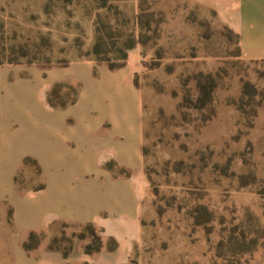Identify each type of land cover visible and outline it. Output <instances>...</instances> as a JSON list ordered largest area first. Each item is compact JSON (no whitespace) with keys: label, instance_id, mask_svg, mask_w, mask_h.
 <instances>
[{"label":"rangeland","instance_id":"1","mask_svg":"<svg viewBox=\"0 0 264 264\" xmlns=\"http://www.w3.org/2000/svg\"><path fill=\"white\" fill-rule=\"evenodd\" d=\"M67 1L0 0V52L2 45H19L25 53L20 61L43 64L88 53L95 57L91 49L98 2ZM106 4L119 11L99 10L105 22H119L118 44L128 33L138 34L133 0ZM138 6L137 15L143 8L141 19L150 23L139 32L145 46L141 44L143 67L137 82L151 195L143 204L145 226L132 259L140 264H238V257L216 258L213 248L231 230L243 229L258 245L239 264H264V59L237 57L235 35L215 14L190 0H138ZM106 50L114 49L108 45ZM199 71L219 73L216 114L207 122L208 108L184 107ZM246 82L255 90L249 88L250 94L243 96ZM24 177L30 185L38 181L32 167L25 168ZM202 205L213 214L206 226L195 223L205 220ZM83 232L80 224H57L46 236H64L82 249L88 242L79 238ZM13 240L9 206L0 201V264L11 263Z\"/></svg>","mask_w":264,"mask_h":264},{"label":"crops","instance_id":"2","mask_svg":"<svg viewBox=\"0 0 264 264\" xmlns=\"http://www.w3.org/2000/svg\"><path fill=\"white\" fill-rule=\"evenodd\" d=\"M190 1L213 11L238 35L240 58L264 59V0ZM133 3L137 15L138 0ZM142 49L132 48L116 70L89 57L47 67L0 65V201L12 209L10 264H140L132 253L142 239L143 204L151 195L142 152V92L134 82L143 67ZM64 81L80 83L78 98L66 108H51L46 93ZM26 157L40 165L43 190L18 189L15 176ZM109 161L130 175L116 174ZM56 221L93 223L104 243L112 237L117 246L92 255L75 247L64 256L48 250L46 236L32 252L22 247L29 231L46 233Z\"/></svg>","mask_w":264,"mask_h":264},{"label":"trees","instance_id":"3","mask_svg":"<svg viewBox=\"0 0 264 264\" xmlns=\"http://www.w3.org/2000/svg\"><path fill=\"white\" fill-rule=\"evenodd\" d=\"M71 0H68L67 2H70ZM97 3V13H96V22H95V40L94 45L92 46L91 52L95 56L91 58L96 62L97 65L99 64H106L110 69L116 70L119 69L127 63L128 58V52L134 48L137 44L144 45L143 41L141 40L139 32H141L144 29L150 28L149 21H142V15L143 8H141V12L136 15V18L134 19V28H138L139 32L138 34H135V32H130L125 37L124 43L118 44L117 42L120 40L122 35L119 33V22L116 21L115 23L111 22H105L101 14L99 13V10L106 9L108 12L114 10V14L118 15L119 11L118 9L107 6L106 0H95ZM213 14H215L212 11ZM2 26V23L0 22V27ZM227 30H229L230 33L235 35L238 43V52L237 57L240 58V47H239V37L236 33H234L229 27H227ZM115 30L118 33H115ZM110 46V48H113L114 50H106V48ZM145 46V45H144ZM2 51L0 52V65L1 64H17V63H27V64H33L34 61H27L23 62L20 61V58H23L25 56L24 49L22 46L17 45H10L8 49L2 45ZM9 50L6 55L5 50ZM105 49V50H104ZM109 52H115L116 55L113 57H110L106 55ZM89 54V53H88ZM86 54V57H89V55ZM68 60H64L62 62H58L55 64L58 65H66L68 64ZM40 64L42 66H50L52 64L50 63H36ZM94 74H98L97 67H94ZM219 73L216 71L215 73L212 72H202L199 71L196 75L192 77L194 80V86L193 89L194 93H192L189 90V95H187L184 99V107L190 108L192 110H202L204 108H208L210 111V114L208 117L203 119V122H207L211 120L215 116V111L213 108V102H214V94L217 88V77ZM134 82L136 86H138L137 82V74L135 75ZM249 88H253L252 85L248 82L244 83L242 94L243 96L250 94ZM81 89L80 83L74 84L70 81H64V82H57L54 83L51 88L46 93V102L48 106L51 108H57L62 109L66 108L67 106L73 104L76 102L79 92ZM253 90H255L253 88ZM260 105V103H257V107ZM238 110L244 114V110L242 107H239ZM253 117L256 116V109H253ZM143 151V149H142ZM106 166L114 171L118 175L123 176H129L130 172L123 168L118 167L117 164L114 161H109ZM26 167H32L35 171V174L38 178V181L30 185L28 184V180L24 177V171ZM42 170L40 168V165L36 161V159L32 157H26L23 160L22 168L18 171V173L15 176V182L18 186L19 190H25L27 188H30L35 191H40L45 188V182L41 180ZM147 175V172H146ZM148 177V175H147ZM149 179V177H148ZM150 182V179H149ZM151 183V182H150ZM202 211L205 215V220H196L195 223L199 226L205 225L210 223L213 220V214L212 212L204 205L201 206ZM12 215V209L9 208V216L11 218ZM251 216V215H250ZM249 216V221L251 222L252 218L254 219V216ZM196 218V217H195ZM248 221V222H249ZM57 224H67L64 222L56 221L52 223L50 229L57 225ZM84 227V232L81 233L79 236L80 239H88V242L84 244L83 251L86 254L92 255L99 251H101L104 247L108 250H114L117 246V241L109 237L104 243L103 237L101 234V229H99L95 224L93 223H86V224H80ZM144 221L142 219V228L144 230ZM206 226V225H205ZM236 229L231 230L226 236H222L221 240L215 245L213 248L215 253L214 256L216 258H220L223 260H228V258H235L238 257L240 260V257L245 254H251L258 245V239L256 237H250L251 232H248L247 230H240L239 232L235 231ZM46 237L45 232H37V231H29L27 234V237L22 242V247L29 253L34 251L38 248V246L41 244L42 240ZM66 244L65 246H62L61 244ZM48 250H54L59 251L62 253V255L67 256L71 251L74 249V246L72 244V241L69 238H66L64 236L58 237L53 236L48 239L47 243ZM239 260L236 261L239 264ZM212 264H216L213 262ZM229 264V263H228Z\"/></svg>","mask_w":264,"mask_h":264}]
</instances>
